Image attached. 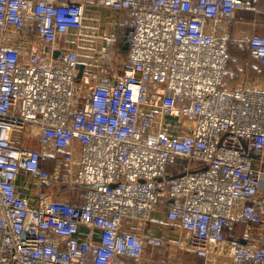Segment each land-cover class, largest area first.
<instances>
[{"label": "built area", "instance_id": "2783aa9c", "mask_svg": "<svg viewBox=\"0 0 264 264\" xmlns=\"http://www.w3.org/2000/svg\"><path fill=\"white\" fill-rule=\"evenodd\" d=\"M86 1L0 0V264L136 263L146 247L264 264V88L236 81L214 34L241 5L89 0L130 25L125 68L91 84L76 78V50L57 48ZM26 33L42 45L22 53L11 43ZM244 43L264 68V36ZM20 174L36 181L34 205ZM159 204L171 237L127 227Z\"/></svg>", "mask_w": 264, "mask_h": 264}, {"label": "crops", "instance_id": "0c3cea01", "mask_svg": "<svg viewBox=\"0 0 264 264\" xmlns=\"http://www.w3.org/2000/svg\"><path fill=\"white\" fill-rule=\"evenodd\" d=\"M60 1L78 2L83 0ZM237 2L241 7L235 11L231 20L221 22L214 34L226 41L228 51L232 57L231 68L233 69L234 66L239 67L238 71L233 70L242 76L241 85L262 89L264 88V68L258 64L257 58L249 53L244 39L252 34L264 36V0H237ZM207 30L212 31V27L208 25ZM129 32L130 25L125 12L97 6L87 0L84 6L82 27L79 30L69 31L67 35L59 39L57 48L76 50L78 65L83 66L79 81H90L91 84H95L98 81H105L119 75L125 68L126 63L118 72L111 74L116 60L114 56L116 48L123 58L125 56L126 51L122 50V39ZM31 44L41 46L42 41L34 37L33 34L26 33L15 37L11 43L12 46L20 49L22 53L28 51ZM34 148L36 149L38 146L35 145ZM17 185L21 196L34 205L36 201L33 193L37 189L34 178L20 174ZM56 189L59 188L50 191L53 199L71 200L69 191H58ZM127 227L158 238H169L174 232L173 225L166 220L162 204L155 208L152 221L148 225L140 227L136 222L131 221ZM235 233L238 236L241 234L238 230ZM170 254L169 249L146 247L138 262L134 263L129 259H124L123 262L124 264H195L194 260L196 259L190 255L183 254L182 258L172 259Z\"/></svg>", "mask_w": 264, "mask_h": 264}, {"label": "rangeland", "instance_id": "374dc122", "mask_svg": "<svg viewBox=\"0 0 264 264\" xmlns=\"http://www.w3.org/2000/svg\"><path fill=\"white\" fill-rule=\"evenodd\" d=\"M114 56L116 58L115 60V65H114V69L112 70L111 74L114 73V72H118L121 67H123V64L125 63V56L124 58L122 57V54H120L118 52V49L116 48L115 50V53H114ZM239 67H233V69H235L236 71H238ZM236 81L239 83V84H242V76H240L239 73H236ZM241 79V80H240ZM31 132L30 131H27L24 136L22 137L23 141H25V146L26 147H29V148H34L35 147V136L34 135H31L30 134ZM169 251L171 252L170 254V258L174 259V258H182V255L181 253H179L178 255V252H176L173 248H170ZM178 255V256H177ZM184 257V256H183ZM196 262V260H194V263Z\"/></svg>", "mask_w": 264, "mask_h": 264}, {"label": "water", "instance_id": "95a60500", "mask_svg": "<svg viewBox=\"0 0 264 264\" xmlns=\"http://www.w3.org/2000/svg\"><path fill=\"white\" fill-rule=\"evenodd\" d=\"M122 40H123L122 41L123 42L122 50L126 51V49H127L126 35L123 37ZM82 71H83V66L82 65H78V72H77V75H76L77 80H79V78L81 77Z\"/></svg>", "mask_w": 264, "mask_h": 264}, {"label": "trees", "instance_id": "16d2710c", "mask_svg": "<svg viewBox=\"0 0 264 264\" xmlns=\"http://www.w3.org/2000/svg\"><path fill=\"white\" fill-rule=\"evenodd\" d=\"M253 56V55H252ZM256 58V57H255ZM256 60H258V59H256ZM258 62H259V60H258ZM260 66H262L261 64H260V62L258 63ZM263 67V66H262ZM69 193V192H68Z\"/></svg>", "mask_w": 264, "mask_h": 264}]
</instances>
